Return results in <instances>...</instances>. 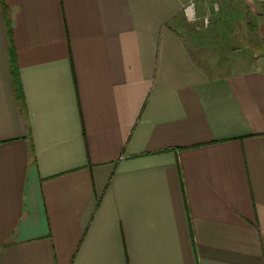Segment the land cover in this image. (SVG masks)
<instances>
[{
  "label": "crops",
  "instance_id": "obj_1",
  "mask_svg": "<svg viewBox=\"0 0 264 264\" xmlns=\"http://www.w3.org/2000/svg\"><path fill=\"white\" fill-rule=\"evenodd\" d=\"M184 1L0 0V264H264V55Z\"/></svg>",
  "mask_w": 264,
  "mask_h": 264
},
{
  "label": "rangeland",
  "instance_id": "obj_2",
  "mask_svg": "<svg viewBox=\"0 0 264 264\" xmlns=\"http://www.w3.org/2000/svg\"><path fill=\"white\" fill-rule=\"evenodd\" d=\"M190 0H185L183 6ZM195 5L197 20L191 25L197 30L204 32L210 29L216 30L215 38L210 36V42L214 43L215 49L210 50L211 57L214 54L218 62L243 64L239 69L255 67L259 57L264 55V47L255 44L253 37L246 33L252 27V15L250 8L255 10L257 5L264 6V0H252L250 8L240 7L234 0H191ZM217 5V13H212L213 6ZM243 8V11H241ZM245 9V10H244ZM240 10V13L237 11ZM242 12H245L244 14ZM207 16L208 22L203 24V18ZM191 22V21H190ZM213 56V57H214Z\"/></svg>",
  "mask_w": 264,
  "mask_h": 264
},
{
  "label": "built area",
  "instance_id": "obj_3",
  "mask_svg": "<svg viewBox=\"0 0 264 264\" xmlns=\"http://www.w3.org/2000/svg\"><path fill=\"white\" fill-rule=\"evenodd\" d=\"M183 12H184V15L185 17L191 21V22H195L197 20L196 18V14H195V5H194V2L193 1H188L184 6H183ZM213 10L214 11H217L218 10V7L217 5H214L213 6ZM203 24L206 25L207 22H208V17L205 16L202 20Z\"/></svg>",
  "mask_w": 264,
  "mask_h": 264
}]
</instances>
